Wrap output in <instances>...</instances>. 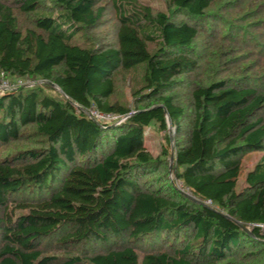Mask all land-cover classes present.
Instances as JSON below:
<instances>
[{"label":"trees","instance_id":"1","mask_svg":"<svg viewBox=\"0 0 264 264\" xmlns=\"http://www.w3.org/2000/svg\"><path fill=\"white\" fill-rule=\"evenodd\" d=\"M44 1L14 0L33 16L25 30L0 3V73L41 80L63 96L27 86L0 95V147L29 133L41 139V147L0 158V264H264V94L224 81L195 89L172 165L195 201L171 186L147 190L143 180L164 164L144 147V133L151 124L165 132L167 123L182 133L185 110L160 95L197 68L190 52L199 30L127 0L128 9L115 5L118 47L82 48L74 38L101 20L102 0H52L47 15L38 13ZM166 1L196 22L216 0ZM140 65L145 96L159 104L127 117L109 102L113 76ZM91 107L126 120L97 123L86 115ZM257 151L262 159L237 190L229 173ZM51 240L79 256H44Z\"/></svg>","mask_w":264,"mask_h":264},{"label":"rangeland","instance_id":"2","mask_svg":"<svg viewBox=\"0 0 264 264\" xmlns=\"http://www.w3.org/2000/svg\"><path fill=\"white\" fill-rule=\"evenodd\" d=\"M136 1L148 7L153 14L166 15L175 23L195 25L199 30V36L190 52V57L196 60L197 68L190 74L175 78L174 85L160 95V97H173L174 103L185 110V117L181 121L182 133L176 135L175 128L169 123H167L165 132L160 131L157 125L151 124L144 133V147L153 159H158L164 164L160 172L143 180L147 186L146 189L166 192L167 187L171 186L173 191L184 198L195 201L190 192L177 180L172 170L174 141L181 142L186 127L192 120L191 94L198 87L224 81L227 86L249 87L264 94V0H216L206 11L205 17L196 22L177 13L166 0ZM0 3L14 9L21 29L33 28V16L21 13L17 4H14V0H0ZM115 5H120L125 9L129 6L127 0H102L97 6L103 9L101 20L94 28L83 29L76 35L74 44L82 48L94 46L117 48L119 22ZM54 10L52 0H45L38 13L47 15ZM148 48L153 54L157 51L158 45L149 44ZM145 75L146 66L140 65L128 72L119 71L113 76L115 92L109 102L127 110V117L136 111L159 104L157 98L147 99L145 96L147 93ZM8 81L11 82L9 79ZM22 83L27 87L41 89L43 95L54 100L60 101L63 98L56 87L41 80L25 79ZM141 89L145 90L141 92L142 94H137ZM261 115H264V110ZM111 118L114 121L106 122V124L124 123L126 120V118L117 116ZM24 130L33 132L32 128ZM32 135L34 134L29 133L19 142L0 147V158L18 151L41 147L39 144L41 139ZM163 152L168 155H164ZM262 156L263 152L257 151L243 154L240 157V166L227 177L235 182L237 190L244 187L246 174L262 159ZM260 228L264 233V225H260ZM180 239L181 237L177 245ZM54 243L55 241L51 240L41 246L44 256L64 259L79 256V249L70 246L68 248L56 246ZM139 255L141 256L142 252H139Z\"/></svg>","mask_w":264,"mask_h":264},{"label":"built area","instance_id":"3","mask_svg":"<svg viewBox=\"0 0 264 264\" xmlns=\"http://www.w3.org/2000/svg\"><path fill=\"white\" fill-rule=\"evenodd\" d=\"M22 84L23 83L21 80H17V81H14V83H11L8 81V78L4 73H0V95L4 91H9L15 86H24ZM86 115L97 123L106 124V122L114 121L112 120L111 115H103L99 113L94 107H91L90 109H88L86 112ZM204 204L209 205V202H205Z\"/></svg>","mask_w":264,"mask_h":264}]
</instances>
